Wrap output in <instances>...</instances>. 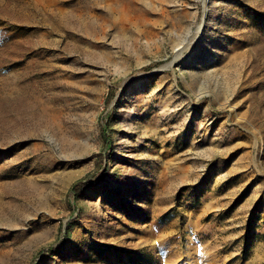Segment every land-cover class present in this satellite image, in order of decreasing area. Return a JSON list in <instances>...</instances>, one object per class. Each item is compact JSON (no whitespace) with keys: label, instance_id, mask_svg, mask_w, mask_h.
Masks as SVG:
<instances>
[{"label":"rangeland","instance_id":"1","mask_svg":"<svg viewBox=\"0 0 264 264\" xmlns=\"http://www.w3.org/2000/svg\"><path fill=\"white\" fill-rule=\"evenodd\" d=\"M0 264H264V0H0Z\"/></svg>","mask_w":264,"mask_h":264},{"label":"bare ground","instance_id":"2","mask_svg":"<svg viewBox=\"0 0 264 264\" xmlns=\"http://www.w3.org/2000/svg\"><path fill=\"white\" fill-rule=\"evenodd\" d=\"M124 1V0H123ZM92 5V4H91ZM115 13V12H114ZM117 15V14H116ZM139 16H141V15H139ZM119 17V16H118ZM136 17V16H135ZM138 17V16H137ZM136 17V18H137ZM145 18V17H144ZM108 19V18H107ZM144 20V19H143ZM146 20V19H145ZM120 24V23H119ZM123 25V24H122ZM169 25H171V27L172 28H174L176 31H180L181 29H182V27H183V22H172V23H170ZM127 26V25H126ZM124 27V26H123ZM127 27H130V26H127ZM143 28V27H142ZM125 29V28H124ZM127 29V28H126ZM145 31H147V30H145ZM118 32V31H117ZM125 32V31H124ZM201 32V31H200ZM126 33H128V31L126 32ZM145 33V32H144ZM143 33V34H144ZM138 36V35H137ZM140 36V35H139ZM195 40V39H194ZM153 43V42H152ZM191 43V42H190ZM189 44V43H188ZM187 44V45H188ZM35 115V114H34ZM38 117V116H37ZM5 177H7V176H5Z\"/></svg>","mask_w":264,"mask_h":264},{"label":"trees","instance_id":"3","mask_svg":"<svg viewBox=\"0 0 264 264\" xmlns=\"http://www.w3.org/2000/svg\"><path fill=\"white\" fill-rule=\"evenodd\" d=\"M91 184H92V182L81 181L74 187L73 190H74L75 194H78L81 191H83L84 189H86L87 187H89Z\"/></svg>","mask_w":264,"mask_h":264}]
</instances>
